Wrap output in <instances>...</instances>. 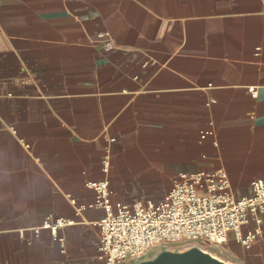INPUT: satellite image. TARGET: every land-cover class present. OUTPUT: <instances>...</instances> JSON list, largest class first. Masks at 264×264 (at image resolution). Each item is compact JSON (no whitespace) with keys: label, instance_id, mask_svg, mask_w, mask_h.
Listing matches in <instances>:
<instances>
[{"label":"crops","instance_id":"0c3cea01","mask_svg":"<svg viewBox=\"0 0 264 264\" xmlns=\"http://www.w3.org/2000/svg\"><path fill=\"white\" fill-rule=\"evenodd\" d=\"M105 158L113 203L161 202L198 171L249 196L264 181V0H0V264H100L86 183ZM46 217L74 221L65 254L34 234ZM222 248L264 264L262 243Z\"/></svg>","mask_w":264,"mask_h":264},{"label":"built area","instance_id":"2783aa9c","mask_svg":"<svg viewBox=\"0 0 264 264\" xmlns=\"http://www.w3.org/2000/svg\"><path fill=\"white\" fill-rule=\"evenodd\" d=\"M249 92L253 98L258 96L254 87ZM209 136L213 137V132L204 133L202 139ZM214 146L218 147L216 141ZM102 164L105 178L86 183L95 193V204L104 210L98 223L100 264H133L149 258L157 250L184 242L201 241L221 247L235 244L246 252L256 243L264 246L263 180L252 183L249 196L238 198L231 192V181L225 171L184 173L173 184L167 199L127 205L111 201L107 178L110 159L105 158ZM68 197L75 205L72 196ZM85 209L80 207L78 212ZM73 224L69 219L46 217L32 230L36 236L48 232L65 254L61 231Z\"/></svg>","mask_w":264,"mask_h":264},{"label":"water","instance_id":"95a60500","mask_svg":"<svg viewBox=\"0 0 264 264\" xmlns=\"http://www.w3.org/2000/svg\"><path fill=\"white\" fill-rule=\"evenodd\" d=\"M133 264H230L213 254L192 246L184 250L160 249L154 256Z\"/></svg>","mask_w":264,"mask_h":264},{"label":"rangeland","instance_id":"374dc122","mask_svg":"<svg viewBox=\"0 0 264 264\" xmlns=\"http://www.w3.org/2000/svg\"><path fill=\"white\" fill-rule=\"evenodd\" d=\"M192 246H198L200 247L201 249L211 253V254H214L216 255L218 258L230 263V264H234L232 263L233 260L231 258H229V251L231 252L232 249H227V251L223 250V248L221 246H217V245H214V244H210V243H205V242H201V241H198V242H194V243H191V242H184V243H181V244H178V245H173L171 247H169L170 249L172 250H184V249H187L189 247H192ZM159 250L155 251L154 253H152L150 255V257L154 256V254H156ZM236 264H240L239 262H236Z\"/></svg>","mask_w":264,"mask_h":264},{"label":"bare ground","instance_id":"6f19581e","mask_svg":"<svg viewBox=\"0 0 264 264\" xmlns=\"http://www.w3.org/2000/svg\"><path fill=\"white\" fill-rule=\"evenodd\" d=\"M214 255V254H213ZM215 257H217L216 255H214Z\"/></svg>","mask_w":264,"mask_h":264}]
</instances>
